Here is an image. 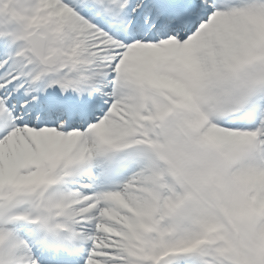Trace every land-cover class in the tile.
I'll return each mask as SVG.
<instances>
[{
	"label": "snow or ice",
	"instance_id": "6c2138e0",
	"mask_svg": "<svg viewBox=\"0 0 264 264\" xmlns=\"http://www.w3.org/2000/svg\"><path fill=\"white\" fill-rule=\"evenodd\" d=\"M0 264H264V0H0Z\"/></svg>",
	"mask_w": 264,
	"mask_h": 264
}]
</instances>
